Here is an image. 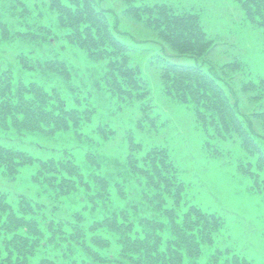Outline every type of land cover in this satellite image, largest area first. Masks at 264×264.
<instances>
[{
    "label": "trees",
    "instance_id": "obj_1",
    "mask_svg": "<svg viewBox=\"0 0 264 264\" xmlns=\"http://www.w3.org/2000/svg\"><path fill=\"white\" fill-rule=\"evenodd\" d=\"M122 1L110 12L102 0H0L1 56H13L0 65V132L18 143L58 132L80 141L49 146L44 157L0 143V264H256L221 237L225 215L195 198L159 140L175 122L144 66L163 98L190 112L205 155L232 158L263 196L264 76L217 48L201 9ZM233 1L264 40V0ZM14 61L17 72L6 65ZM101 104L114 123L134 114L112 141ZM26 166L33 183L24 186ZM19 181L22 189L12 186Z\"/></svg>",
    "mask_w": 264,
    "mask_h": 264
},
{
    "label": "rangeland",
    "instance_id": "obj_2",
    "mask_svg": "<svg viewBox=\"0 0 264 264\" xmlns=\"http://www.w3.org/2000/svg\"><path fill=\"white\" fill-rule=\"evenodd\" d=\"M134 1L136 3L164 1L180 9L187 7L201 9V22L204 29L216 41L222 43L218 45L217 48L225 50L226 46H228L229 49L231 48V51H237L252 73L264 76V40L261 30L244 20L241 11L236 6L237 3L233 0ZM102 4L107 6L110 12H119L125 5L122 0H102ZM235 11L240 14V17L237 16V12ZM120 24H122L124 28H128L132 34L138 35L139 29L134 24L128 26L125 20H120ZM15 28L16 26L12 24V29ZM62 39L63 38L56 40L52 39V43L54 45H59V41ZM23 46L26 48L25 44H23ZM16 48L17 46L13 45V48H9L8 51L13 53ZM37 48L40 49L41 46L38 45ZM35 51L41 57L46 54L42 51ZM67 54H71V51H68ZM8 59L13 60V56H5L2 58L0 49V65L8 61ZM10 63L14 64L16 68L15 71L17 72L18 68L16 61L9 62L6 65ZM144 73L149 78L151 93L157 103L162 105L167 113L169 110H172L171 114L175 125L173 126L172 124L170 133L161 136L159 140H166L169 144L174 154L173 156L182 166L184 176L190 179L191 193L195 194L198 197L195 196V198L209 209L219 210L225 215L228 221V227L223 232L222 238L227 239L235 250L246 255L256 264H264L263 194L252 191L248 186V182L237 175L232 158L219 161L205 155L201 147V142L200 146L198 144L197 133L192 128L193 121L191 120L190 112L186 108H184V110L177 108L163 98L155 82V75H152L146 66H144ZM33 74L34 73L30 75ZM100 109L105 119L116 128V134L111 136V141L117 135L120 127L130 124L134 117L131 110L127 115L124 114L125 112H122L123 114L118 113L116 116H113V118L118 119V121L114 123L111 120L112 117L104 112L102 104L100 105ZM128 109L130 108L127 107L125 111ZM68 134H71V137ZM136 137L139 138L138 135ZM12 138L14 139V136H12ZM115 140L122 144V131ZM17 141L21 143L9 141L8 136L0 132V143L19 146L43 157L46 155V148L49 146L59 147L63 144L70 145L76 143L79 139L75 134L58 132L54 136H41L39 134L35 135L33 138H26L24 141ZM116 146V142L110 143L108 152H113ZM75 148L77 156L80 157L78 160L85 165V162L82 161L83 155L81 156V146L78 147L76 145ZM31 169V166L22 167L20 179L26 182L24 186L33 183L29 175ZM12 186L15 188L18 187L19 189L24 187L23 183L20 181L17 183V186H15V184H12ZM60 207H64L62 202ZM59 213H63V210H59ZM54 250V253L59 252L60 248L56 247Z\"/></svg>",
    "mask_w": 264,
    "mask_h": 264
}]
</instances>
